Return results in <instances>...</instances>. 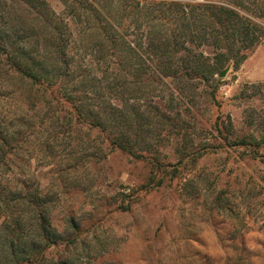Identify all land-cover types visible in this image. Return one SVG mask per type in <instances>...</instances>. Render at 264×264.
<instances>
[{
	"label": "trees",
	"instance_id": "trees-1",
	"mask_svg": "<svg viewBox=\"0 0 264 264\" xmlns=\"http://www.w3.org/2000/svg\"><path fill=\"white\" fill-rule=\"evenodd\" d=\"M60 1L56 13L46 0H0V264H73L49 256L77 241L64 231L73 218L53 223L55 199L18 161L21 145L43 132L31 118L35 103L68 108L76 135L84 127L86 137L96 131L134 159L156 157L159 128L189 137L179 103L193 106L204 93L217 104L216 75L229 61L238 67L264 37V0ZM142 96L152 101L142 104ZM55 119L52 145L68 138ZM76 148L73 161L98 155L84 137Z\"/></svg>",
	"mask_w": 264,
	"mask_h": 264
},
{
	"label": "rangeland",
	"instance_id": "rangeland-1",
	"mask_svg": "<svg viewBox=\"0 0 264 264\" xmlns=\"http://www.w3.org/2000/svg\"><path fill=\"white\" fill-rule=\"evenodd\" d=\"M46 2L56 13L63 9L60 0ZM257 21L264 27L263 19ZM225 68L223 77L216 75L217 104L204 93L193 106L179 103L181 117L191 124L189 137H173L159 128V144L153 146L158 152L151 150L156 157L147 159L112 147L96 131L89 137L84 127L72 133L68 108L54 105L48 110L38 103L29 108L43 132L21 145L18 161L24 164L18 165L55 199L53 223L60 227L72 217L65 221V236L78 234L66 248L50 249L53 260L264 264V37L238 67L229 61ZM2 72L0 68V76ZM149 100L142 96L140 103ZM55 118L63 122L68 138L52 145L47 130ZM81 137L97 146L98 155L73 161V151L81 155L76 151ZM240 141L244 144H234ZM181 146L195 156L181 159Z\"/></svg>",
	"mask_w": 264,
	"mask_h": 264
},
{
	"label": "water",
	"instance_id": "water-1",
	"mask_svg": "<svg viewBox=\"0 0 264 264\" xmlns=\"http://www.w3.org/2000/svg\"><path fill=\"white\" fill-rule=\"evenodd\" d=\"M227 72V68L223 69L219 74L218 76L219 77H223L225 75V73Z\"/></svg>",
	"mask_w": 264,
	"mask_h": 264
}]
</instances>
